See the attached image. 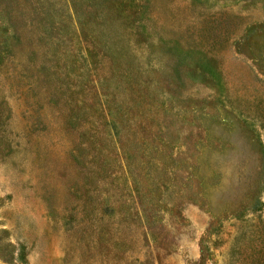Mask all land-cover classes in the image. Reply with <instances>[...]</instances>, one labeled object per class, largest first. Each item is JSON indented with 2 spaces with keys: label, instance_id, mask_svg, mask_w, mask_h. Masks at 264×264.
<instances>
[{
  "label": "rangeland",
  "instance_id": "obj_1",
  "mask_svg": "<svg viewBox=\"0 0 264 264\" xmlns=\"http://www.w3.org/2000/svg\"><path fill=\"white\" fill-rule=\"evenodd\" d=\"M0 264H264V0H0Z\"/></svg>",
  "mask_w": 264,
  "mask_h": 264
}]
</instances>
